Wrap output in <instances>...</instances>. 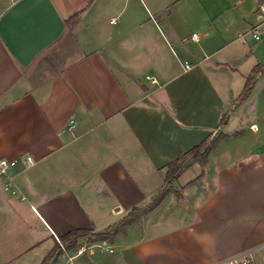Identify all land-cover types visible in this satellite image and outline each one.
<instances>
[{
  "label": "crops",
  "instance_id": "0c3cea01",
  "mask_svg": "<svg viewBox=\"0 0 264 264\" xmlns=\"http://www.w3.org/2000/svg\"><path fill=\"white\" fill-rule=\"evenodd\" d=\"M259 1L0 0V264H41L59 237L109 230L163 189L113 241L79 239L74 264H264ZM219 135L165 184L168 163Z\"/></svg>",
  "mask_w": 264,
  "mask_h": 264
},
{
  "label": "trees",
  "instance_id": "16d2710c",
  "mask_svg": "<svg viewBox=\"0 0 264 264\" xmlns=\"http://www.w3.org/2000/svg\"><path fill=\"white\" fill-rule=\"evenodd\" d=\"M261 69L262 67H255L253 69L252 75L246 79L242 93L239 96V100L245 98V96L250 92L254 83L255 76ZM223 121L224 118H222L220 123H223ZM219 139L220 135L212 139L204 140L199 145L193 147L189 151L179 154L174 161L168 163L165 166V184H170L174 179H176V177L187 167L190 161H195L200 165H203L206 162L210 151L216 147ZM168 192V189H163L160 193H158L155 198L151 200L148 205L142 208L132 209V211L129 212L125 218H123L116 226L109 230L95 233H91L90 231L86 230H73L59 237L55 240L52 250L42 261L41 264H46V262L49 261L50 258H52L53 255L56 253L58 249V241L65 245H68L69 248L75 247L79 239L86 237L89 239L90 242L113 241L116 235L121 233L127 225L139 220L143 215L153 210L168 194Z\"/></svg>",
  "mask_w": 264,
  "mask_h": 264
},
{
  "label": "built area",
  "instance_id": "2783aa9c",
  "mask_svg": "<svg viewBox=\"0 0 264 264\" xmlns=\"http://www.w3.org/2000/svg\"><path fill=\"white\" fill-rule=\"evenodd\" d=\"M257 11L261 14L264 13V0H260L257 5ZM114 21V19H113ZM251 34L255 40L259 39L260 36V29L258 26H254L251 29ZM197 34L193 33L191 35V39L196 40ZM185 68H189L188 65H185ZM0 165L2 166V169L0 170V174H4V168L7 166V161L1 160ZM12 186L11 179H8V182L6 183L5 189L7 190L9 187ZM88 246L85 244L76 245L73 248H69L68 245H65L58 241V249L55 253V261L54 264H74V260L79 255L84 254V252L87 250ZM251 260V254L250 253H242L240 255H236L234 257H230L224 260L219 261L215 264H249Z\"/></svg>",
  "mask_w": 264,
  "mask_h": 264
},
{
  "label": "rangeland",
  "instance_id": "374dc122",
  "mask_svg": "<svg viewBox=\"0 0 264 264\" xmlns=\"http://www.w3.org/2000/svg\"><path fill=\"white\" fill-rule=\"evenodd\" d=\"M262 32V30L260 29V33ZM80 244H84V243H80ZM30 257L33 255L32 252L28 254ZM27 256V257H29Z\"/></svg>",
  "mask_w": 264,
  "mask_h": 264
}]
</instances>
